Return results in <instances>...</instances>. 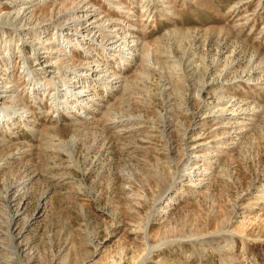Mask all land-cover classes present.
Masks as SVG:
<instances>
[{
  "label": "rangeland",
  "instance_id": "obj_1",
  "mask_svg": "<svg viewBox=\"0 0 264 264\" xmlns=\"http://www.w3.org/2000/svg\"><path fill=\"white\" fill-rule=\"evenodd\" d=\"M22 6L0 0V264H264V0Z\"/></svg>",
  "mask_w": 264,
  "mask_h": 264
},
{
  "label": "bare ground",
  "instance_id": "obj_2",
  "mask_svg": "<svg viewBox=\"0 0 264 264\" xmlns=\"http://www.w3.org/2000/svg\"><path fill=\"white\" fill-rule=\"evenodd\" d=\"M13 1V0H12ZM21 1V3L22 4H25V6H22V7H19L16 11H15V13H14V17L13 18H18V19H21L22 20V18H24V16H27L28 14L30 15H32V13H33V10L31 11V9H30V7L34 4V1L35 0H20ZM70 8H79L78 6H74V5H72V6H70ZM120 9V8H119ZM85 10V9H84ZM12 14H13V12H11ZM88 13V12H87ZM11 14V15H12ZM28 15V16H29ZM31 17V16H30ZM166 17V16H165ZM167 18V17H166ZM18 19H17V21H18ZM6 21H4V20H0V27H6V23H5ZM22 23V22H21ZM113 23V22H112ZM91 24V23H90ZM88 26V25H87ZM86 26V27H87ZM10 27V26H9ZM83 27H85V26H83ZM8 28V27H7ZM17 31V30H16ZM113 36H115V35H113ZM118 38V37H117ZM116 38V39H117ZM115 39V40H116ZM113 41V40H112ZM115 42V41H114ZM76 43H78V42H76ZM79 45V44H78ZM76 46V45H75ZM87 71V70H86ZM93 72V71H92ZM85 75V74H84ZM252 77V76H251ZM40 78V77H39ZM245 81V80H244ZM106 83L108 82V81H105ZM246 84V83H245ZM253 84V83H252ZM106 85V84H105ZM109 84H107V86H108ZM247 85V84H246ZM242 88V87H241ZM225 109V108H224ZM220 110V109H219ZM222 113V112H221ZM234 116V115H233ZM235 119V118H234ZM202 144V143H201Z\"/></svg>",
  "mask_w": 264,
  "mask_h": 264
}]
</instances>
